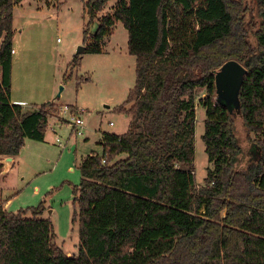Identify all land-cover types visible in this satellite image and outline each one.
Here are the masks:
<instances>
[{"label":"trees","instance_id":"obj_1","mask_svg":"<svg viewBox=\"0 0 264 264\" xmlns=\"http://www.w3.org/2000/svg\"><path fill=\"white\" fill-rule=\"evenodd\" d=\"M24 1L0 0V157L19 156L26 140L43 142L56 113L52 103L26 113L11 105L14 10ZM56 1L60 9L68 0ZM80 1L89 22L74 68L83 55L103 53L117 24L128 32L136 82L116 111L129 129L104 134L102 155L79 165L73 257L55 244L43 204L9 213L0 191V264H264V0L255 8L248 0H116L103 16L110 0ZM230 61L247 69L234 112L259 138L256 159L241 170L234 113L216 101L215 74ZM199 91L212 165L202 188L194 167Z\"/></svg>","mask_w":264,"mask_h":264},{"label":"rangeland","instance_id":"obj_2","mask_svg":"<svg viewBox=\"0 0 264 264\" xmlns=\"http://www.w3.org/2000/svg\"><path fill=\"white\" fill-rule=\"evenodd\" d=\"M248 1L255 8V0ZM116 2L110 0L100 16L111 13ZM88 22L80 0H68L60 9L56 0H25L14 11L12 101L26 112L52 103L56 113L48 119L45 142L27 140L13 169L4 176L0 173L2 204L11 201L6 211L16 214L43 204V218L53 224L55 244L74 254L80 243L78 224L73 223L74 189L81 181L79 165L87 156L102 155L104 134L127 132L130 120L116 109L127 101L136 82V59L128 52L129 35L121 23L105 40L102 54L83 55L80 67H73L74 59L82 55L79 48H86L83 33ZM96 28L91 26L89 32ZM205 96L199 91L195 102L194 167L199 188L212 169L202 141L206 114L199 102ZM77 118L84 122L83 136L76 134L73 122ZM234 120L242 150L236 169L241 170L256 159L259 138L247 132L237 111Z\"/></svg>","mask_w":264,"mask_h":264},{"label":"water","instance_id":"obj_3","mask_svg":"<svg viewBox=\"0 0 264 264\" xmlns=\"http://www.w3.org/2000/svg\"><path fill=\"white\" fill-rule=\"evenodd\" d=\"M85 49V47H80L78 53L83 54ZM246 74L247 69L237 61L227 62L215 74L216 101L230 114H233L234 110L239 107V94ZM13 164L12 157L0 161V165L4 167V175L10 171Z\"/></svg>","mask_w":264,"mask_h":264},{"label":"crops","instance_id":"obj_4","mask_svg":"<svg viewBox=\"0 0 264 264\" xmlns=\"http://www.w3.org/2000/svg\"><path fill=\"white\" fill-rule=\"evenodd\" d=\"M24 3V2H23ZM22 6V5H21ZM18 7H20V6H18ZM18 7H16L15 8V10L18 8ZM14 10V11H15ZM15 51V50H14ZM16 54V52L13 54V55H15ZM0 80H1V76H0ZM12 98H13V71H12V93H11V105H16V104H14V102L12 101ZM19 106V105H18ZM39 108L37 107L36 109L34 108L33 109V111L34 110H38ZM22 110H23V112L24 113H26V111H25V109L22 107ZM32 112V111H31ZM121 135V134H120ZM78 136V135H77ZM58 139V138H57ZM57 139H56V141H57ZM45 140H46V138L44 139V141L43 142H45ZM60 140V139H59ZM42 143V142H41ZM58 143V142H57ZM26 144H27V140L25 141V146L24 147H26ZM59 145H60V148H64L63 146H62V144H61V141H60V143H59ZM23 147V148H24ZM23 150V149H22ZM21 150V151H22ZM20 154H21V152H20ZM20 154H19V156H20ZM19 156H17V157H13V160H14V164H13V167L16 165V163H17V159L19 158ZM5 158H7V157H0V161H2L3 159H5ZM13 167L10 169V171L13 169ZM9 171V172H10ZM1 172H3L1 175L2 176H4V167L2 166V169H1ZM0 172V173H1ZM6 175V174H5ZM10 202L11 201H9V200H7L6 202H4V210H7V207L9 206V204H10ZM50 213H52V212H50ZM67 254V256L68 257H73L75 254L74 253H66Z\"/></svg>","mask_w":264,"mask_h":264},{"label":"built area","instance_id":"obj_5","mask_svg":"<svg viewBox=\"0 0 264 264\" xmlns=\"http://www.w3.org/2000/svg\"><path fill=\"white\" fill-rule=\"evenodd\" d=\"M15 53V51H12V55ZM73 125L75 127L76 130V134L78 136H83L82 130H80L83 126H84V122L80 119L77 118L76 120H74ZM57 142L60 143V140L57 139Z\"/></svg>","mask_w":264,"mask_h":264}]
</instances>
